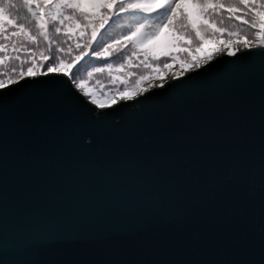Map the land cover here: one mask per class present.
Masks as SVG:
<instances>
[{
	"label": "snow or ice",
	"instance_id": "1",
	"mask_svg": "<svg viewBox=\"0 0 264 264\" xmlns=\"http://www.w3.org/2000/svg\"><path fill=\"white\" fill-rule=\"evenodd\" d=\"M86 4L92 7L86 9ZM20 7L26 9L30 21L19 16ZM165 33L170 39L157 49L156 42ZM60 36L70 50L73 45L76 50L67 63L58 58L64 48L53 45ZM42 42L44 51L39 58L31 52L27 71H20L15 79H0V264H44L8 256L9 247H15L8 231V115L14 109L22 112L20 97L34 93L54 94L47 98L48 106L58 114L61 128L71 127L68 143L74 156L102 161L105 172L131 184L132 193L156 211H163L164 202L172 199L170 186L182 179L177 161L192 137L206 128L225 129L236 138L229 152L241 187L259 195V259L242 264H264V0H0V64L13 53L19 60L22 49H39ZM208 45L213 46L211 50ZM129 49L126 64L115 69L110 63L93 67L88 76L123 73L134 64L153 68L163 57L153 75L140 76L129 85L134 95L117 90L102 98L89 91L84 80H77L72 70L79 62H87L86 57L107 61ZM221 53L227 59H217ZM181 55L186 66L171 73L174 82L165 83L161 74H168L169 61ZM254 64L259 65L258 110L251 84L242 92L213 93V85L241 77ZM192 68L196 71L189 75ZM115 79L126 82L119 75ZM173 99H184L188 106L163 118L122 113L130 103L144 104L147 109L149 102L164 105ZM111 105L116 107L109 110ZM114 114H120V120ZM145 127L152 131L151 144L136 141ZM257 130L258 159L254 155ZM43 131L36 128L34 135L39 137ZM99 238L94 233L60 230L46 221L29 224L17 235L26 256Z\"/></svg>",
	"mask_w": 264,
	"mask_h": 264
},
{
	"label": "water",
	"instance_id": "2",
	"mask_svg": "<svg viewBox=\"0 0 264 264\" xmlns=\"http://www.w3.org/2000/svg\"><path fill=\"white\" fill-rule=\"evenodd\" d=\"M227 59L226 54L216 57ZM196 69L189 71V75ZM174 82L173 77L165 83ZM256 91L258 110L259 65L232 81L212 86L216 92ZM153 91H155L153 89ZM171 90L166 95H169ZM17 96V92L11 93ZM54 94L21 96L24 110L8 115V215L10 260L34 259L44 264H242L258 261L261 217L258 192L241 187L233 171L229 145L236 142L223 128L197 132L182 149L177 174L170 186L172 199L163 211L135 196L131 184L104 171L102 161L93 163L73 155L68 139L71 127L61 128L58 114L48 106ZM142 97H137L141 99ZM122 103V102H118ZM129 104L122 113L163 118L188 106L184 99L169 104ZM116 105H111L115 108ZM120 120V114H114ZM227 119V117H225ZM132 124L135 127L136 120ZM43 128L36 137L34 130ZM152 131L143 128L140 144L152 143ZM258 159L257 144L254 152ZM46 221L64 231L94 233L98 240L65 244L22 253L17 239L23 227Z\"/></svg>",
	"mask_w": 264,
	"mask_h": 264
},
{
	"label": "trees",
	"instance_id": "3",
	"mask_svg": "<svg viewBox=\"0 0 264 264\" xmlns=\"http://www.w3.org/2000/svg\"><path fill=\"white\" fill-rule=\"evenodd\" d=\"M18 14L22 19L30 21V15L27 14L26 9L20 7L18 9ZM225 24L229 25V21L225 19ZM230 26V25H229ZM63 36L54 39L53 45L59 44L60 47L64 48L63 53H59L58 58L63 59L65 63L76 54L75 47L73 45L70 50L68 44L63 43ZM70 43V42H69ZM45 43H41L39 49L32 48L30 51L26 52L23 49L19 52L20 59L15 58L16 54L13 53L10 56L5 57L3 64H0V79L9 80L15 79L20 71H27V68L31 66V52L37 53V58H39V52L44 51ZM58 51V50H57ZM131 54V50H126L122 53H116L107 61L100 60L96 61L93 59L85 58V61L79 62L77 65L73 66L72 70L76 73L77 80H84L88 87L89 91H95L98 96L106 98L108 93H116L119 90V94H125L128 90H131L129 85L135 84L137 79L140 76H150L154 74L153 69L156 67L153 64V68H146L143 65L136 66L135 64L131 68H126L123 73H94L91 77L88 76V73L92 70L93 67H103L107 63L112 64L113 68L119 67L122 63H127V56ZM163 62V59H161ZM78 69V70H77ZM131 73V74H129ZM119 75L121 80L126 81L125 83H120L115 79ZM163 75V73L161 74Z\"/></svg>",
	"mask_w": 264,
	"mask_h": 264
},
{
	"label": "rangeland",
	"instance_id": "4",
	"mask_svg": "<svg viewBox=\"0 0 264 264\" xmlns=\"http://www.w3.org/2000/svg\"><path fill=\"white\" fill-rule=\"evenodd\" d=\"M91 7H92L91 5H88V4L85 5V8H86V9H90ZM169 39H170L169 34H168V33H165V34H164L162 37H160V39L156 42V45H155L156 48H157V49H160V48L164 47V46L168 43ZM212 47H213L212 45H208V46H207V49H208V50H211ZM203 54H204V53H200L199 55H203ZM222 54H224V53H221V54H219V55H222ZM193 55H196V54H193ZM219 55H217V56H219ZM217 56H216V57H217ZM161 59H163V57H162ZM169 63L172 64V67L169 69L168 74H166V75L163 74V76H164V80L167 79V78H169V77H172V75H171L172 72H175V71H179V70H181V65L186 66L185 61H184L182 55H181V56H178V57H177V60H176L175 62L169 61ZM155 65H156V66H161V65H162V62H160V64H155ZM191 70H194V68L190 69V71H191ZM156 83H159V81H156ZM144 86H145V85H141V87H144ZM125 94L134 95V93L132 92V90H128L127 92H125Z\"/></svg>",
	"mask_w": 264,
	"mask_h": 264
}]
</instances>
